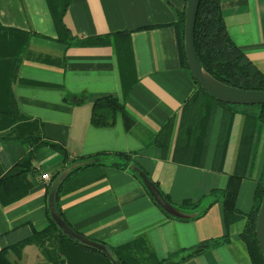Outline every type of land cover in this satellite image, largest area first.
<instances>
[{
    "label": "crops",
    "instance_id": "0c3cea01",
    "mask_svg": "<svg viewBox=\"0 0 264 264\" xmlns=\"http://www.w3.org/2000/svg\"><path fill=\"white\" fill-rule=\"evenodd\" d=\"M185 3L71 0L62 17L74 38L67 44L58 37L49 0H0V25L7 28L0 29V75L10 74V91L18 109L35 125L37 136L62 146L69 159L97 154L95 158L105 164L102 177L60 198L63 216L76 232L115 248L136 241L131 248L145 264L179 251L170 260L178 261L182 250L227 234V241L179 264H251L240 238L244 219L226 228L220 200L203 214L198 215V209L183 210L187 218L170 217L153 202L138 173L157 182L173 203L180 204L223 188L234 168L243 119L240 112L233 116L220 171L212 169V160L221 107L214 113L202 166L171 159L174 136L165 154L153 143L169 117L175 116L176 129L181 105L194 89L182 64L177 28ZM220 6L228 35L264 73V0H220ZM98 35H107L109 41L86 42ZM122 47L127 64L118 59ZM122 78L129 85L126 93ZM103 95H112L124 106L133 119L130 127L124 126L120 113L111 126L90 123L92 103ZM7 131H0V176L33 150L27 143L2 137ZM251 150L252 162L235 200L242 212L252 207L257 180L264 176V125L258 128ZM119 152L131 155L132 162L123 169L112 166L120 161ZM32 164L23 179L30 184L27 193L6 205L0 202V250L48 224L47 191L61 173L62 154L44 145L34 153ZM42 174L48 179H42ZM8 258L15 264H50L35 244L26 245L19 259L10 252Z\"/></svg>",
    "mask_w": 264,
    "mask_h": 264
},
{
    "label": "trees",
    "instance_id": "16d2710c",
    "mask_svg": "<svg viewBox=\"0 0 264 264\" xmlns=\"http://www.w3.org/2000/svg\"><path fill=\"white\" fill-rule=\"evenodd\" d=\"M71 0H49L54 15V24L58 37L67 44L73 40L63 22V14ZM184 17L185 7L179 12L177 28L180 36L182 64L188 70L194 89L185 99L180 108L177 127L175 129V116L169 117L154 135L153 143L165 154L174 142L171 152V159L183 164L202 166L206 157L210 132L217 107L223 109L222 123L220 126L217 143L212 160V169L220 171L225 157L226 147L230 134V127L235 113L242 115V128L234 162L233 171L228 175L223 188L211 189L208 194L197 201L185 199L180 204L173 203L169 196L164 194L157 182L153 185L159 190L163 198L176 209L181 211H194L198 209V215L203 214L207 209L220 200L223 207V221L226 228L231 223L244 219V227L240 238L246 245L251 264H264L258 239L255 233V224L260 203L264 196V176L262 175L256 183L253 205L247 212L240 211L235 200L240 181L245 176L246 169L252 162V143L258 128L264 125V104L255 106H240L220 102L204 91L193 78L184 52ZM0 29L6 30L0 25ZM107 35L92 36L87 43H102L109 41ZM195 50L202 67L218 81L235 88L247 90H264V73L246 56L228 35L226 24L222 15L220 0H200L195 27H194ZM121 47V46H120ZM116 46V51H119ZM126 48L122 47L118 59L127 64ZM131 60V59H130ZM17 65L14 66L12 77L15 76ZM10 74L0 75V131L8 130L4 138H11L32 146L33 150L18 160L9 170L0 176V202L3 205L14 202L24 196L30 188V184L23 181L25 175L33 169V159L36 150L44 145H50L62 154V171L69 165L88 160L83 165L73 167L66 177L58 185L54 197L53 207L62 219L68 223L62 213L60 198L63 194L74 190L94 179L103 176L102 167L104 163L98 161L96 155L92 158L69 159L66 150L55 143L42 140L36 134L35 125L28 121L25 115L18 109L13 94L10 91ZM123 77V76H122ZM3 79V80H2ZM122 78L124 92L129 86ZM246 110L240 111L241 108ZM240 108V109H239ZM249 108V110H247ZM123 117L124 126L130 127L133 119L125 111L124 106L112 95H103L95 99L91 106L90 123L96 127L111 126L115 122L117 114ZM6 133V132H5ZM119 162L112 163L117 168L127 167L131 161V155L117 153ZM133 172V171H132ZM53 175V179L59 174ZM134 173V172H133ZM135 174V173H134ZM47 191V195L50 192ZM148 191V190H147ZM150 194V192L148 191ZM153 202L168 216L175 217L166 212L150 194ZM48 224L32 235L0 250V264H15L8 258V253L14 254L19 259L23 248L28 244H35L41 249L45 260L50 264H112L110 260L100 251L80 244L74 239L64 235L56 223L52 220L49 207L46 209ZM69 224V223H68ZM70 225V224H69ZM227 234L218 239L203 241L188 250H182L184 255L178 261H170V256L156 261L154 264H179L182 260L193 256L202 250L227 241ZM136 241H134L133 245ZM105 244V243H104ZM130 244V243H129ZM126 244L122 248H115L105 244L114 253L120 264H145V259H138L137 252H133V245ZM128 248V249H126ZM124 249V250H123Z\"/></svg>",
    "mask_w": 264,
    "mask_h": 264
},
{
    "label": "water",
    "instance_id": "95a60500",
    "mask_svg": "<svg viewBox=\"0 0 264 264\" xmlns=\"http://www.w3.org/2000/svg\"><path fill=\"white\" fill-rule=\"evenodd\" d=\"M200 0H186L185 3V17H184V51L185 58L189 70L193 78L201 86V88L206 91L210 96L217 99L220 102L230 103V104H241V105H258L264 104V90H247L241 88H235L228 86L214 77H212L201 65L198 60L195 44H194V27L196 21L197 10ZM88 161H81L74 163L72 165L64 168L61 173L54 180L50 192L48 195V207L49 213L52 220L60 228L62 233L68 236L71 239L79 242L82 245L93 248L97 251L103 253L112 264H120L116 259L114 253L102 242H98L92 239H89L82 234L76 232L68 223H66L62 217L56 213L53 207L54 197L56 189L61 181L66 177L68 172L78 165H83ZM141 176L146 188L153 196L155 201L169 214L180 217L187 218V215H184L183 212L179 209H176L174 206L169 204L159 192V190L153 185V183L148 179V177L143 172H138ZM190 217V216H189ZM255 233L258 239V244L261 250V253L264 258V196L259 206L257 213L256 224H255Z\"/></svg>",
    "mask_w": 264,
    "mask_h": 264
},
{
    "label": "built area",
    "instance_id": "2783aa9c",
    "mask_svg": "<svg viewBox=\"0 0 264 264\" xmlns=\"http://www.w3.org/2000/svg\"><path fill=\"white\" fill-rule=\"evenodd\" d=\"M42 179L47 180L48 179V175L47 174H42Z\"/></svg>",
    "mask_w": 264,
    "mask_h": 264
}]
</instances>
